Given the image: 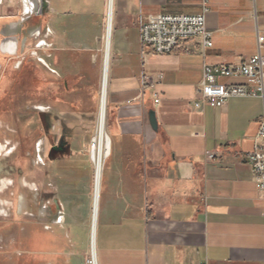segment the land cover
<instances>
[{
    "label": "crops",
    "instance_id": "0c3cea01",
    "mask_svg": "<svg viewBox=\"0 0 264 264\" xmlns=\"http://www.w3.org/2000/svg\"><path fill=\"white\" fill-rule=\"evenodd\" d=\"M206 7L212 46L197 36L156 54L142 46L141 21L199 13L203 0H112L108 98L116 126L98 198L95 264H264V194L244 159L258 141L263 100L231 97L213 107L199 93L206 66L239 65L258 52L264 0ZM2 10L1 52L6 39H16L17 52L26 33L75 86L100 51L104 63L110 0H5ZM220 81L251 88L244 77ZM58 186L40 199L33 264H90L95 192L86 177Z\"/></svg>",
    "mask_w": 264,
    "mask_h": 264
},
{
    "label": "rangeland",
    "instance_id": "374dc122",
    "mask_svg": "<svg viewBox=\"0 0 264 264\" xmlns=\"http://www.w3.org/2000/svg\"><path fill=\"white\" fill-rule=\"evenodd\" d=\"M3 2L0 0V5ZM32 24L30 18L24 32ZM18 40L16 54L0 52V165L4 168L0 173V225L9 227L7 235H0V264H33V232L40 217V199L57 193L58 185L83 177L90 181L92 197L96 189L90 147L95 144L98 128L103 52L91 72L75 86L65 84V75L57 74L41 59L32 36L24 33ZM41 107L44 110L39 111ZM106 121L111 137L110 130L116 125L110 117L109 98ZM112 145L111 137L101 195ZM21 194L27 202L19 215L14 204Z\"/></svg>",
    "mask_w": 264,
    "mask_h": 264
},
{
    "label": "built area",
    "instance_id": "2783aa9c",
    "mask_svg": "<svg viewBox=\"0 0 264 264\" xmlns=\"http://www.w3.org/2000/svg\"><path fill=\"white\" fill-rule=\"evenodd\" d=\"M207 2L203 0V10L196 14L160 13L144 18L140 25V37L143 47L156 54L171 53L183 41L202 36L204 44L213 45V33L207 29ZM264 36H258V52L239 65L206 66L199 93L201 99L213 107H222L231 97L258 96L264 104ZM244 77L251 88L240 84L220 81V78ZM131 103V101H128ZM196 107L201 102H195ZM256 177L258 189L264 194V113L258 131V141L252 151L244 155ZM92 253L89 263L95 264ZM202 264H208L204 262Z\"/></svg>",
    "mask_w": 264,
    "mask_h": 264
},
{
    "label": "bare ground",
    "instance_id": "6f19581e",
    "mask_svg": "<svg viewBox=\"0 0 264 264\" xmlns=\"http://www.w3.org/2000/svg\"><path fill=\"white\" fill-rule=\"evenodd\" d=\"M32 11H33L32 6L27 5L25 8V13L27 14V13H30ZM111 27H112V0H110L109 21H108L107 35H106V49H105L103 71H102L100 102H99V116H98V128H97L96 135L93 137L94 138L93 141L95 144H94V146L90 147L91 157H92V159L95 163V167H96V172H95L96 189H95V198H94V215H93V221H92L93 224H92V245H91L92 246L91 253H92L94 259L96 258V244H95L96 223H97V211H98V200H99L98 198H99V194H100V186H101L102 174H103V164H104L105 158L109 155L110 150H111V137L108 134V131L106 129L108 92H109V44H110V39H111ZM13 30L14 29H12L11 31H13ZM31 35H32V33H31ZM15 42H16V39H6L1 46L3 51L8 53V54L14 55L16 53V43ZM40 110H44V108L41 107L39 109V111ZM3 172H4V168L2 167V165H0V173H3ZM26 202L27 201L25 199V196L22 194L19 198H17L14 206L16 207V210L18 209L19 215L24 213V208L26 206Z\"/></svg>",
    "mask_w": 264,
    "mask_h": 264
},
{
    "label": "water",
    "instance_id": "95a60500",
    "mask_svg": "<svg viewBox=\"0 0 264 264\" xmlns=\"http://www.w3.org/2000/svg\"><path fill=\"white\" fill-rule=\"evenodd\" d=\"M148 116H149V123H150L151 127L155 131H157L158 130V121H157L155 110L151 109L148 113Z\"/></svg>",
    "mask_w": 264,
    "mask_h": 264
},
{
    "label": "flooded vegetation",
    "instance_id": "af4514ba",
    "mask_svg": "<svg viewBox=\"0 0 264 264\" xmlns=\"http://www.w3.org/2000/svg\"><path fill=\"white\" fill-rule=\"evenodd\" d=\"M1 34V33H0ZM0 38H3V35H0ZM1 52V51H0ZM1 53H3V52H1ZM16 54V53H15ZM8 224H2L1 223V225H0V235H2V236H5V235H7V232H8Z\"/></svg>",
    "mask_w": 264,
    "mask_h": 264
}]
</instances>
